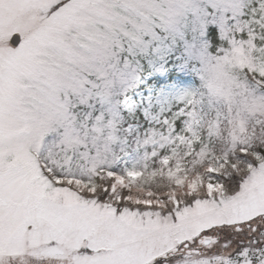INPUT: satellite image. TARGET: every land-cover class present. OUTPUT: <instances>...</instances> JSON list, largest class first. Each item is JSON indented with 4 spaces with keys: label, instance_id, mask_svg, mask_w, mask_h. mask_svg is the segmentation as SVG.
<instances>
[{
    "label": "snow or ice",
    "instance_id": "1",
    "mask_svg": "<svg viewBox=\"0 0 264 264\" xmlns=\"http://www.w3.org/2000/svg\"><path fill=\"white\" fill-rule=\"evenodd\" d=\"M0 264H264V0H0Z\"/></svg>",
    "mask_w": 264,
    "mask_h": 264
}]
</instances>
